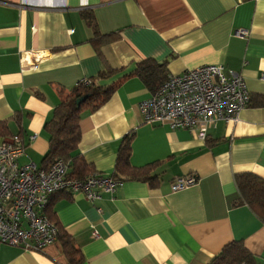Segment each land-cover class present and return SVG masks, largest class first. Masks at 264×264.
<instances>
[{
	"label": "crops",
	"instance_id": "1",
	"mask_svg": "<svg viewBox=\"0 0 264 264\" xmlns=\"http://www.w3.org/2000/svg\"><path fill=\"white\" fill-rule=\"evenodd\" d=\"M84 13L105 37L98 46ZM147 59L167 62L169 76L223 66L242 75L252 102L236 123L211 126L206 140L145 123L139 105L152 91L136 76L122 78ZM107 70L115 75L100 85L119 86L102 107L83 112L77 154L90 173L112 176L130 136L132 167L147 168L158 183L128 180L96 202L54 196L47 217L72 238L81 264H210L232 242L264 264V223L248 206H233L237 174L264 179V0H0V122L7 124L0 144L20 134L28 146L19 165L42 167L44 127L60 90ZM187 176L198 182L174 191ZM0 264L70 261L61 242L42 251L0 244Z\"/></svg>",
	"mask_w": 264,
	"mask_h": 264
},
{
	"label": "built area",
	"instance_id": "2",
	"mask_svg": "<svg viewBox=\"0 0 264 264\" xmlns=\"http://www.w3.org/2000/svg\"><path fill=\"white\" fill-rule=\"evenodd\" d=\"M251 102L241 74L227 75L223 66L210 65L170 75L139 108L145 123L187 129L206 140L211 126L219 121L236 123ZM34 140L35 136L29 138V142ZM27 146L18 134L0 144V244L42 251L60 242L59 228L46 214L53 195L71 192L96 202L105 193H115L123 182L98 172L70 178L63 160H56L45 170L33 162L19 165ZM197 182V176L179 178L172 189L184 190Z\"/></svg>",
	"mask_w": 264,
	"mask_h": 264
},
{
	"label": "trees",
	"instance_id": "3",
	"mask_svg": "<svg viewBox=\"0 0 264 264\" xmlns=\"http://www.w3.org/2000/svg\"><path fill=\"white\" fill-rule=\"evenodd\" d=\"M83 17L95 34L94 44L98 46L105 40L101 36L94 15L84 13ZM115 75V71L107 70L97 79L80 82L70 90H60V104L54 110L52 118L44 127L48 136L49 150L44 157L41 169H47L56 160H63L68 169L71 168L70 178H85L90 174L88 164L81 155L77 154L82 140L81 120L85 110L96 111L102 107L115 93L119 83L102 86L100 81L108 80ZM130 76H136L152 91L156 93L168 80V63L147 59L137 64L130 75L124 76V81ZM7 124L0 122V136L6 134ZM21 138L22 136L18 134ZM131 137L124 139L116 161V171L111 178L125 182L136 180L147 182L155 187L158 183L156 176L149 175L147 168L136 169L130 163ZM149 168V167H148ZM235 183L239 192V199L234 207L248 206L253 213L264 223V179L253 174L243 173L235 176ZM61 192L58 194H62ZM55 194L51 197L48 207L52 206ZM49 217V216H48ZM52 221V219L49 217ZM59 239L70 264H81V251L76 247L72 238L59 231ZM255 258L241 242H232L224 247L210 264H254Z\"/></svg>",
	"mask_w": 264,
	"mask_h": 264
}]
</instances>
